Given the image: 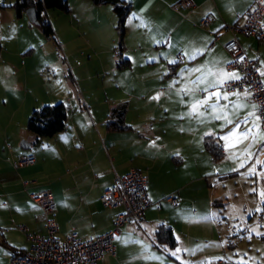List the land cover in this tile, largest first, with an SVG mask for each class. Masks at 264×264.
<instances>
[{
	"label": "crops",
	"instance_id": "0c3cea01",
	"mask_svg": "<svg viewBox=\"0 0 264 264\" xmlns=\"http://www.w3.org/2000/svg\"><path fill=\"white\" fill-rule=\"evenodd\" d=\"M179 1L121 0L128 14L119 41L114 7L91 1L93 32L99 36L106 28L111 37L94 56L104 77L100 89L71 86L61 99L24 102L0 125L3 264H10L14 251L29 248L16 226L44 233L41 210L29 193L52 192L60 239L74 230L88 240L107 233L123 212L103 207L99 199L116 176L130 169L147 177L152 206L140 226H122L114 240L115 255L99 264H239V257L264 264V241L259 240L264 228L247 230L239 242H245V251L236 244L223 248L218 232L229 222L228 215L236 223L251 221L248 210L264 202V126L248 93L223 89L239 78L228 69L230 57L223 45L233 35L224 26L242 24L252 0H193L192 9L174 10ZM207 16L214 21L203 29L200 21ZM236 36L248 57L258 62L264 81V46L255 37ZM59 105L66 110L64 130L36 139L27 130L32 113ZM24 155L35 156V163L15 168ZM256 178L261 189L255 187ZM170 194L178 198L177 207L163 201ZM161 225L174 233V249L156 243ZM224 234L228 236L225 229Z\"/></svg>",
	"mask_w": 264,
	"mask_h": 264
},
{
	"label": "rangeland",
	"instance_id": "374dc122",
	"mask_svg": "<svg viewBox=\"0 0 264 264\" xmlns=\"http://www.w3.org/2000/svg\"><path fill=\"white\" fill-rule=\"evenodd\" d=\"M37 1L33 0V3ZM66 1L68 11L45 10L41 13L40 24H32L26 9L22 8L24 0H0L4 7L0 13L1 126L4 127L14 107L24 102L39 105L42 103L41 101L52 100L55 96L61 99L60 97H64L71 86L95 91L102 86L104 77L100 72L101 64L94 56L95 53L101 54L105 47V40L109 41L111 38L110 32L106 28L101 30L99 36L93 32L94 24L89 19L96 15L90 9L93 5L90 0ZM18 7L22 9L20 15L17 12ZM73 18L78 22H75ZM100 18L105 25L107 23L106 16L102 15ZM46 24H50L53 30V34L50 36L43 32L41 25ZM116 35L119 41L122 36L118 29ZM114 49H111L110 53L118 55V50ZM105 57L104 55L103 59ZM70 65L74 69V76ZM235 195H237L238 203H241L239 192H236ZM256 210L255 203L252 211L248 210L251 221L246 219L236 223L228 215L229 222L220 226L227 231L228 236H225L224 229L222 230L220 227L218 229L219 236H222V243L227 245L226 247L236 244L245 251V242L239 243L244 234L248 231L251 232V228L254 227L258 228V231L261 230L256 223V216L253 217ZM228 211L230 212V209ZM227 226L237 232L232 243L229 242L230 230ZM0 228L2 227L0 226ZM261 234L262 232L259 234V240L264 241ZM255 244L259 245L257 241H253V245ZM3 256V247H0V264L4 263ZM250 257L254 258V255L251 254ZM252 261H245L244 257H239L237 263L255 264V258Z\"/></svg>",
	"mask_w": 264,
	"mask_h": 264
},
{
	"label": "built area",
	"instance_id": "2783aa9c",
	"mask_svg": "<svg viewBox=\"0 0 264 264\" xmlns=\"http://www.w3.org/2000/svg\"><path fill=\"white\" fill-rule=\"evenodd\" d=\"M194 6L193 0H180L173 6V9L187 11ZM213 21V16H207L200 21V27L208 29ZM224 29L233 35L232 39L223 45V49L230 57L228 69L237 71L239 78L226 83L223 89L239 94L248 93L250 102L256 106L257 115L264 126L263 76L259 73L258 62L248 57L236 36L240 34L255 37L264 46L263 0H252V5L242 24L225 25ZM216 40L217 38L214 39ZM34 163L35 156L24 155L18 159L14 167L31 166ZM254 175L257 177L259 173ZM146 186L147 177L135 169H130L124 176H116L113 185L103 192L99 201L105 208H122L123 212L115 218L112 228L107 233L94 235L88 240L80 239L74 230L64 239H60L58 237L59 227L53 217L55 202L52 192L44 189L29 193L28 197L31 202L41 210L44 233H30L25 226H16V230L25 235L29 248L14 251L10 264H99L105 256H114V240L121 233L122 226L127 222L140 226L145 211L152 206L146 196ZM255 187L261 189L257 178ZM163 201L171 207H177L179 204L175 194L168 195ZM255 216L257 225L264 228V202L257 203V210L253 214V217ZM245 225L248 229V224ZM227 228L230 230L229 242L232 243L237 232L229 226ZM262 238L264 239V234ZM226 246L223 244V248Z\"/></svg>",
	"mask_w": 264,
	"mask_h": 264
},
{
	"label": "trees",
	"instance_id": "16d2710c",
	"mask_svg": "<svg viewBox=\"0 0 264 264\" xmlns=\"http://www.w3.org/2000/svg\"><path fill=\"white\" fill-rule=\"evenodd\" d=\"M95 5L110 4L114 7L117 14V29L120 34H123L125 18L128 14V8L122 6L121 0H90ZM30 7H35L38 21L40 24L41 13L48 9H58L62 11H68V4L66 0H38L33 3V0H24V5L22 8L27 9ZM4 7L0 3V13ZM21 7H18L17 12L20 15ZM43 27V32L50 36L52 34V29L50 24L41 25ZM66 110L61 105L56 106L53 109L43 108L39 111L32 113L28 120L27 130L32 133L36 139L51 138L55 135L61 133L66 125ZM210 148V146H208ZM211 153L214 154L216 158L217 155L215 150L211 149ZM155 241L159 246H166L168 249H174L177 245V240L174 233L169 227L159 226L155 232Z\"/></svg>",
	"mask_w": 264,
	"mask_h": 264
},
{
	"label": "water",
	"instance_id": "95a60500",
	"mask_svg": "<svg viewBox=\"0 0 264 264\" xmlns=\"http://www.w3.org/2000/svg\"><path fill=\"white\" fill-rule=\"evenodd\" d=\"M26 13L27 16L29 18V21L32 24H38V16H37V12H36V8L35 7H30L26 9ZM24 146V144H22ZM24 148H29V144H26V146Z\"/></svg>",
	"mask_w": 264,
	"mask_h": 264
},
{
	"label": "snow or ice",
	"instance_id": "6c2138e0",
	"mask_svg": "<svg viewBox=\"0 0 264 264\" xmlns=\"http://www.w3.org/2000/svg\"><path fill=\"white\" fill-rule=\"evenodd\" d=\"M233 78H238V77H236L235 75H233ZM195 108H196V106L194 105V106H193V110H195ZM244 135L246 136L247 133H244ZM177 251H179V250H177Z\"/></svg>",
	"mask_w": 264,
	"mask_h": 264
}]
</instances>
